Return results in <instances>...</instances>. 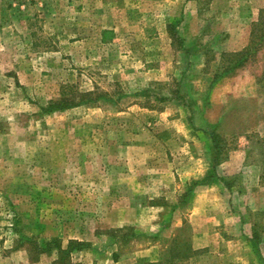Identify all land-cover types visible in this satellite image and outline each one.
Here are the masks:
<instances>
[{
    "label": "rangeland",
    "instance_id": "rangeland-1",
    "mask_svg": "<svg viewBox=\"0 0 264 264\" xmlns=\"http://www.w3.org/2000/svg\"><path fill=\"white\" fill-rule=\"evenodd\" d=\"M154 1L0 0V264H264V0Z\"/></svg>",
    "mask_w": 264,
    "mask_h": 264
},
{
    "label": "crops",
    "instance_id": "crops-1",
    "mask_svg": "<svg viewBox=\"0 0 264 264\" xmlns=\"http://www.w3.org/2000/svg\"><path fill=\"white\" fill-rule=\"evenodd\" d=\"M158 3H164L165 5L172 4V1L169 0H155L154 4ZM157 34V33H156ZM162 37L165 38L167 37V33L160 32L156 35V37ZM250 81H253L250 79ZM231 164V163H230ZM214 193V189L211 186H204L196 189L194 193L192 194V205L194 206L193 208V213H196L197 215H202L203 220L201 222H194L192 223L194 227V236L192 240V244L195 250H203L209 248L211 252H209V256L207 257V254L204 256L196 257L194 261H199L200 263L204 264H209L206 263L209 260L212 261V259L220 260L222 264H229V262L233 261H227L229 260H234L231 259V256L226 252V251H217L218 245L221 244V242H225V240L222 239L221 235L219 234V229L217 227L220 225L218 221H216L220 211L216 210V207L219 208L221 202V195L220 197L218 196V204L211 205L213 203L211 201V196ZM221 202V203H220ZM210 215L211 220H208L207 216ZM206 217V220L204 219ZM221 217V216H220ZM215 249V250H214ZM214 250V251H213ZM214 253V255H213ZM200 255V254H198ZM158 260V257L155 256L154 262ZM215 260V261H216ZM235 262V261H234ZM244 263V261H242Z\"/></svg>",
    "mask_w": 264,
    "mask_h": 264
},
{
    "label": "trees",
    "instance_id": "trees-1",
    "mask_svg": "<svg viewBox=\"0 0 264 264\" xmlns=\"http://www.w3.org/2000/svg\"><path fill=\"white\" fill-rule=\"evenodd\" d=\"M260 30H264V21H262L261 23V28ZM258 33L256 32H253L252 33V36L254 35V38H256L258 35ZM260 37H262L261 39L262 40V43L264 42V32H262V35H260ZM255 40L252 41V44H250L248 46V49L245 51V52H239V53H236L233 55V57H235L234 59H231L230 61L231 62H236L232 68H240L242 66H244L245 63H248V60L252 58V56L254 55L253 52H256L255 50ZM231 68V69H232ZM230 70V69H228ZM74 102L73 101H69V100H62L60 102H56L54 104H52V108L53 109H66V108H69V107H72L74 106ZM217 138V135L216 134H213V140L215 142V139ZM216 149L219 148L218 145H216ZM213 162L214 163H217V158L213 159ZM191 194V193H190ZM258 240V237L257 236H254V241L257 242ZM54 242H56V240H54ZM86 243H83V242H78V241H71L70 244H69V249L66 251L67 253L68 252H72L74 250H82L86 245ZM198 251H195L194 254H197Z\"/></svg>",
    "mask_w": 264,
    "mask_h": 264
}]
</instances>
